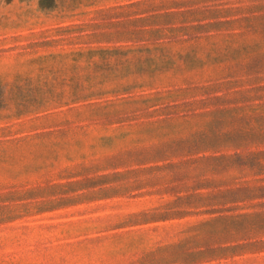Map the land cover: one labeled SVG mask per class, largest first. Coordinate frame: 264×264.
<instances>
[{"label":"rangeland","instance_id":"374dc122","mask_svg":"<svg viewBox=\"0 0 264 264\" xmlns=\"http://www.w3.org/2000/svg\"><path fill=\"white\" fill-rule=\"evenodd\" d=\"M0 264H264V0H0Z\"/></svg>","mask_w":264,"mask_h":264}]
</instances>
